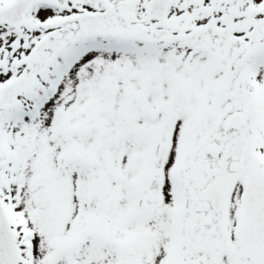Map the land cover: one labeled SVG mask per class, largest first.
Instances as JSON below:
<instances>
[{
    "label": "snow or ice",
    "instance_id": "obj_1",
    "mask_svg": "<svg viewBox=\"0 0 264 264\" xmlns=\"http://www.w3.org/2000/svg\"><path fill=\"white\" fill-rule=\"evenodd\" d=\"M0 264H264V0H0Z\"/></svg>",
    "mask_w": 264,
    "mask_h": 264
}]
</instances>
